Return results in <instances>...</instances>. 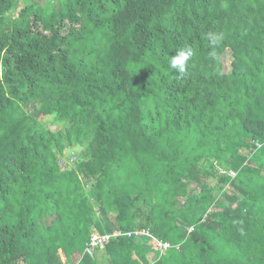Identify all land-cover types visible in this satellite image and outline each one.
<instances>
[{
    "label": "trees",
    "instance_id": "obj_1",
    "mask_svg": "<svg viewBox=\"0 0 264 264\" xmlns=\"http://www.w3.org/2000/svg\"><path fill=\"white\" fill-rule=\"evenodd\" d=\"M0 264H264V0H0Z\"/></svg>",
    "mask_w": 264,
    "mask_h": 264
},
{
    "label": "built area",
    "instance_id": "obj_2",
    "mask_svg": "<svg viewBox=\"0 0 264 264\" xmlns=\"http://www.w3.org/2000/svg\"><path fill=\"white\" fill-rule=\"evenodd\" d=\"M229 174L231 177L236 176V173L233 171H231ZM133 233L137 236H149L153 242V245H155L159 248H162V249L169 248L168 243H162V242L158 241L147 230H141V231H136V232H132V233H127L126 235L131 236ZM123 235L124 234L120 231H116L112 234H104V235H100L98 233H93L86 251H87V253L92 254L93 250L96 248L104 249V247L110 241V239L118 238V237H121Z\"/></svg>",
    "mask_w": 264,
    "mask_h": 264
},
{
    "label": "clouds",
    "instance_id": "obj_3",
    "mask_svg": "<svg viewBox=\"0 0 264 264\" xmlns=\"http://www.w3.org/2000/svg\"><path fill=\"white\" fill-rule=\"evenodd\" d=\"M193 53L190 48H182L178 50L174 55L170 56L168 63L171 69L175 70L179 76H183L188 68V62Z\"/></svg>",
    "mask_w": 264,
    "mask_h": 264
},
{
    "label": "rangeland",
    "instance_id": "obj_4",
    "mask_svg": "<svg viewBox=\"0 0 264 264\" xmlns=\"http://www.w3.org/2000/svg\"><path fill=\"white\" fill-rule=\"evenodd\" d=\"M224 59H225V62L224 63L226 65V67L228 68L229 65H230V62H231L232 58H231L230 55H227ZM150 243H151V241H150ZM152 244H153V242H152Z\"/></svg>",
    "mask_w": 264,
    "mask_h": 264
}]
</instances>
